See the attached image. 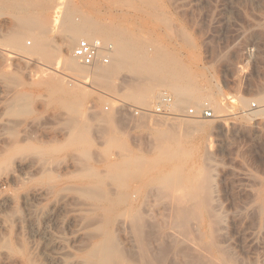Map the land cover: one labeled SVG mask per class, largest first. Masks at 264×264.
<instances>
[{"label": "rangeland", "instance_id": "374dc122", "mask_svg": "<svg viewBox=\"0 0 264 264\" xmlns=\"http://www.w3.org/2000/svg\"><path fill=\"white\" fill-rule=\"evenodd\" d=\"M86 21L128 33L145 76L175 73L204 105L144 115L123 98L129 67L81 85L76 105L62 65L82 40L72 49L67 30ZM34 41L55 60L20 49ZM19 96L27 113L13 110ZM205 104L214 119L186 115ZM162 149L169 160L147 175L124 166ZM108 234L119 252L104 264H264V0H0V264H101L89 254Z\"/></svg>", "mask_w": 264, "mask_h": 264}, {"label": "bare ground", "instance_id": "6f19581e", "mask_svg": "<svg viewBox=\"0 0 264 264\" xmlns=\"http://www.w3.org/2000/svg\"><path fill=\"white\" fill-rule=\"evenodd\" d=\"M127 1V0H126ZM131 1V0H130ZM128 4V3H127ZM66 5V4H65ZM48 21V20H47ZM45 23L46 20H44ZM101 26V25H99ZM96 23H90L88 21L86 22H83V23H79V24H73L67 31H69V39H70V43H71V46H72V43L74 44L75 42H78V40L82 39V40H89V41H92L94 40L96 37H100V39H102L101 41H103L104 43L108 44L107 41L111 39L112 41V46L115 47L113 49V52H112V55H111V61L112 63L110 65H96L94 67H92L93 69L91 70L89 67H85L83 65H81L79 63V61L74 57L73 55V51H72V54L67 57L65 60H64V64L62 65L63 68L62 70L64 69V72L68 71L70 75H67V78H69V86L70 84H72L71 86H74V87H77V92L74 94L75 91L72 92V94H74V102H76V105H77V101L79 103V100L81 99L80 97L83 96L84 94V88H85V85L86 84H100V86L104 87L103 85H105L106 83L108 84L110 79L112 81L113 77L116 76V74L118 73V71H120L121 69L123 70V68L125 69L126 67H129L128 70L130 69V71L136 76L134 77L135 79V83L131 84L130 86H128L126 88V90L124 91L123 93V98L128 101V103H132V105H140L141 107H145L148 108V107H152L153 106V101L154 99L158 98L162 91H168L170 93L173 94V99H174V102L172 103V106H171V109H172V112L178 116V112H182V114L184 113L183 112V108L187 105H190V104H193L195 107L200 108L201 105L204 103L202 101H204L202 96H201V92L198 90V87L197 88H194L192 85H190V83L192 82H186L187 80L185 79V81L177 76V74L175 75V73L171 74V76L169 78H164V79H161V77L159 78L158 77V72L156 74V71H155V75H153L152 73L148 76H145L144 74H146V72L143 74L144 72V68H145V60L142 56L141 53H138L140 52V50L138 51V47L134 44L136 41L133 42V40L130 38V36H128L129 34L128 33H125L122 29L121 30H117L118 28H116V30L114 28H112V26H110L112 29H107L105 28V32H103L101 29H102V26L101 28L99 27ZM106 26V25H105ZM119 27V26H118ZM104 28V27H103ZM114 29V30H113ZM126 31V30H125ZM103 32V34L101 33ZM27 34V33H26ZM24 33V35H26ZM102 34V35H101ZM128 34V35H127ZM21 34H19L20 36ZM24 35H21V36H24ZM100 35V36H99ZM109 38V39H108ZM133 38V37H132ZM99 39V40H100ZM135 40H138L135 38ZM27 41V40H26ZM140 41V40H139ZM35 42V41H34ZM25 43V42H24ZM138 43V42H137ZM26 44V43H25ZM32 44V43H31ZM78 44V43H77ZM141 44V43H140ZM27 45V44H26ZM139 45V44H138ZM28 46V45H27ZM32 46V45H31ZM35 47H32L31 50H26L25 47L23 48L22 45L20 46V49L24 50L26 52V54L32 56V55H39L41 57H43L45 60L51 62V61H54L55 58H56V55L52 54L48 48H43L40 44H38L37 42H35ZM22 47V48H21ZM76 47V46H75ZM143 47V46H142ZM73 49V46L71 47ZM141 49V48H140ZM59 53L61 51V49L59 48L58 49ZM21 52V51H20ZM146 54V53H144ZM143 54V55H144ZM145 57V56H144ZM148 59V57H147ZM158 60V59H157ZM151 61V60H150ZM148 61V62H150ZM156 61V60H154ZM147 62V63H148ZM144 63V64H143ZM46 64V63H45ZM52 64V63H51ZM151 64V63H150ZM153 64V63H152ZM155 64V62H154ZM148 65V64H147ZM157 65V64H156ZM54 66V65H53ZM153 65H151L152 67ZM46 68V67H45ZM150 66H149V70H150ZM153 69V67H152ZM121 70V71H122ZM147 71H148V67H147ZM63 72V71H62ZM153 72V71H152ZM62 74V73H61ZM64 74V73H63ZM162 74V75H161ZM164 73H160L159 75L160 76H163ZM118 75V74H117ZM166 75V73H165ZM167 75L169 76V74L167 73ZM66 76V75H65ZM164 77V76H163ZM162 77V78H163ZM166 77V76H165ZM58 79V78H57ZM68 80H67V83H68ZM56 81V80H55ZM63 81V80H61ZM190 81V80H189ZM59 82V81H58ZM133 82V81H132ZM67 83H66V86H67ZM106 84V86H107ZM110 84V83H109ZM61 85V83H60ZM83 85L84 88L81 86ZM194 85V84H193ZM68 86V87H69ZM112 86V84H111ZM97 87V86H96ZM95 87V89H96ZM101 87V88H102ZM109 87V85H108ZM71 88V87H70ZM105 88V87H104ZM64 89V88H63ZM98 89V88H97ZM62 91V89H60ZM69 90V89H68ZM68 90H67V93H68ZM102 90V89H101ZM59 91V90H58ZM71 91V89L69 90ZM65 92V91H64ZM70 93V92H69ZM68 93V94H69ZM203 93V92H202ZM164 94V93H163ZM114 98L116 99V97L114 96ZM203 98V99H202ZM210 97L206 98V99H209ZM72 99V98H71ZM121 99V98H120ZM26 100V96H19L16 98L15 100V105L13 107V110L14 112L16 113H21V114H24V113H27L28 108L29 106L24 104ZM81 101V100H80ZM82 103V102H81ZM73 104L74 108H73V113H79V110H77V108L75 107H79L80 106H76ZM204 105V104H203ZM206 105V104H205ZM216 106V105H215ZM218 106V105H217ZM203 107V106H202ZM220 107V106H219ZM216 108V107H215ZM214 107L210 108V109H215ZM217 109H219L217 107ZM147 110V109H146ZM149 110V109H148ZM145 111V110H144ZM187 111V110H186ZM220 111V110H219ZM218 111V113H219ZM141 113V112H140ZM143 113V112H142ZM143 115V114H142ZM145 115V113H144ZM148 115V114H147ZM180 115V114H179ZM187 115V114H186ZM150 116V115H149ZM153 116V115H151ZM217 116H220L217 115ZM146 117V116H145ZM156 117H159V116H156ZM168 118V117H167ZM161 119V118H160ZM174 121H178L179 123H181L183 121H181V118L178 119V118H172ZM210 120V119H209ZM171 121V120H170ZM173 121V122H174ZM185 121V120H184ZM205 121H194L192 124H185L186 125V132L184 133H187V134H192L194 131H198L199 129H202V123H204ZM207 122H210V121H207ZM201 123V124H200ZM204 127V125H203ZM77 129L76 131L74 130V133H73V136H74V140L76 141H84L85 139V130H87V128L82 130V129H78V128H75ZM204 129V128H203ZM185 130V129H184ZM183 131V130H182ZM87 134V133H86ZM176 134H178L177 136H179V133L176 132ZM176 134H172V136L174 135L175 137L173 138H180L176 136ZM194 134V133H193ZM192 134V135H193ZM171 136V137H172ZM186 136V135H185ZM190 136V135H189ZM115 140V139H114ZM118 140V138H117ZM121 140V139H120ZM174 140V139H173ZM119 141V140H118ZM178 141V140H177ZM81 142V143H83ZM78 143V142H77ZM113 143H115V141H113ZM122 145L123 142H121ZM178 143V142H177ZM80 144V143H78ZM117 144H120L117 142ZM115 144L116 146H119ZM167 146V145H166ZM175 146V145H174ZM120 147V146H119ZM122 147V146H121ZM179 147V146H178ZM176 148V147H175ZM170 149V148H169ZM180 149V148H179ZM178 149V150H179ZM181 149H184V147L182 146ZM187 149V148H186ZM165 150V149H162V151ZM168 150V148H167ZM163 151L161 152L160 154H158L156 156V158H154L153 160H149V159H143V158H137L135 159L134 161H130V158H129V161H125L124 162V166L127 167L128 169V166L130 168V166L133 167V165H136V168L135 166L133 167V170L135 169L133 173V175L135 176H142L144 174H149L148 172H151V169H153L154 166H156L157 164L161 163V162H164V161H167L169 160V152L168 151ZM172 149H170L171 151ZM190 150H188L189 152ZM168 152V153H167ZM182 152V151H181ZM184 152H185V149H184ZM188 152H186V155H188ZM179 153V151H178ZM176 154V153H175ZM174 154V155H175ZM182 155L185 153H181ZM173 155V158H175ZM180 155V153H179ZM183 155V156H184ZM185 155V156H186ZM182 156V157H183ZM138 157V156H137ZM172 156H170L171 158ZM178 157V156H177ZM173 158L171 160H173ZM189 158V156H188ZM151 159V158H150ZM185 159V158H183ZM187 159V158H186ZM122 163V162H121ZM135 163V164H134ZM123 165V164H121ZM116 167V166H115ZM155 169V168H154ZM130 169H128V172ZM131 170V171H133ZM153 171V170H152ZM91 172V171H90ZM94 172V171H93ZM95 173V172H94ZM178 173V172H177ZM129 175V174H128ZM130 175H132L130 173ZM177 177V176H176ZM132 178V176H131ZM137 178V177H136ZM175 178V177H174ZM133 179L134 176H133ZM177 180V179H176ZM173 182V181H172ZM122 186V185H120ZM167 186V185H165ZM168 187V186H167ZM125 189V187H124ZM93 190V189H92ZM90 191H91V188H90ZM94 192V191H92ZM96 192V191H95ZM91 193V192H90ZM100 193V192H99ZM98 192L96 194H98V196L100 195ZM91 195V194H89ZM102 196L103 195H106V194H101ZM134 195V194H133ZM133 195H131L133 197ZM94 196V195H93ZM97 198H100L98 197ZM121 196V195H120ZM96 197V196H94ZM103 197H106V196H103ZM128 197H126V195H124V202L126 201L127 202V206L129 204V207L130 205L133 204V207H134V203H132L131 200L128 201ZM131 199V198H130ZM134 199V198H132ZM123 200L121 201V205L124 204ZM134 201V200H133ZM119 201H117L118 203ZM125 202V203H126ZM120 203V202H119ZM111 205V204H110ZM108 206V205H107ZM113 206V205H112ZM116 206V205H115ZM137 206V204L135 205ZM139 206V205H138ZM148 206V205H147ZM142 207V206H141ZM140 207V208H141ZM137 208V207H136ZM147 207H145L146 209ZM180 208V207H179ZM132 209V208H131ZM134 210V209H133ZM143 211V209H141ZM135 211V210H134ZM139 211V210H138ZM141 211V212H142ZM180 211V210H179ZM130 212H132L130 210ZM140 212V213H141ZM178 212V211H177ZM185 212V211H184ZM143 213V212H142ZM187 213V211L185 212ZM132 214V213H131ZM145 214V212H144ZM143 214V215H144ZM135 215V214H133ZM136 217H135V220L136 221H139L140 220V215L138 213H136ZM147 215V213H146ZM183 216V215H182ZM188 216V215H187ZM134 217V216H132ZM138 217V218H137ZM143 217V216H142ZM185 216L181 217L182 219L179 220V217H177L178 219V225H181L182 223H186V222H190L189 220L184 222L183 219H184ZM191 217V216H189ZM139 219V220H138ZM144 219V218H143ZM108 220V219H107ZM186 220V219H185ZM110 222V220H109ZM133 222V220H132ZM141 222H144L145 221H141ZM175 222V221H173ZM172 222V223H173ZM108 223V222H107ZM106 223V224H107ZM140 223V222H138ZM141 224V223H140ZM174 224V223H173ZM101 225V224H100ZM99 225V226H100ZM103 226V225H102ZM106 226V225H105ZM105 226L103 228H101V230L99 229L98 231H102V229L105 228ZM109 226V225H107ZM175 226V224L173 225ZM110 227V226H109ZM135 227V226H134ZM138 228V226H136ZM179 227V226H177ZM184 227V226H183ZM180 228V227H179ZM178 228V229H179ZM106 229V228H105ZM104 229V230H105ZM136 230V228H134ZM132 229V230H134ZM140 229V228H139ZM142 229V228H141ZM176 229V228H175ZM183 228H181V231H182ZM187 230V229H186ZM181 231H175L176 233H178L179 235H184L181 233ZM185 231V229H184ZM107 232V231H106ZM183 232V231H182ZM100 233V232H99ZM105 233V231H104ZM103 233V234H104ZM184 233V232H183ZM140 235V233H138ZM174 236H178L177 234H174V232L172 233ZM171 234V235H172ZM111 234H108V236H110ZM137 235V233L135 234ZM169 235V236H171ZM107 236V235H106ZM172 236V238L174 237ZM137 237H140V236H137ZM139 239V238H138ZM114 240L115 238H112V236L110 237H107L104 241H100L99 244L96 243V248L93 249L92 253L89 254L91 256V258H93L94 260H97V261H100L101 264H104L102 262H105V261H109L111 260V258H115V256L118 254L119 252V249H118V244H116L117 242L114 243ZM142 240V239H141ZM171 241V240H170ZM175 241L172 240V242ZM98 245V246H97ZM118 245V246H117ZM195 247H197L195 245ZM90 253V252H88ZM88 255V256H89ZM89 256V258H90ZM119 256V255H118ZM122 257V256H121ZM90 258V259H91ZM92 259V260H93ZM116 259H119L116 258ZM115 261V260H113ZM124 262V261H123ZM97 263V262H96ZM106 263V262H105ZM108 263V262H107ZM120 263V262H119ZM112 264V263H111Z\"/></svg>", "mask_w": 264, "mask_h": 264}, {"label": "built area", "instance_id": "2783aa9c", "mask_svg": "<svg viewBox=\"0 0 264 264\" xmlns=\"http://www.w3.org/2000/svg\"><path fill=\"white\" fill-rule=\"evenodd\" d=\"M112 52L113 46L101 40H80L73 50V55L81 65L92 68L96 65H109ZM172 103L173 99L170 95L162 94L154 102L151 109L145 110L144 113L159 117L174 116L171 109ZM253 106L255 107V105ZM187 116L196 119H214L215 113L206 105L200 112L190 109L187 112Z\"/></svg>", "mask_w": 264, "mask_h": 264}]
</instances>
